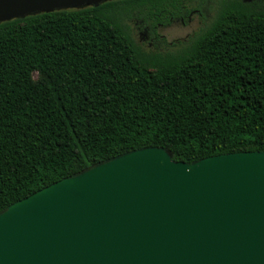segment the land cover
<instances>
[{"label": "trees", "instance_id": "1", "mask_svg": "<svg viewBox=\"0 0 264 264\" xmlns=\"http://www.w3.org/2000/svg\"><path fill=\"white\" fill-rule=\"evenodd\" d=\"M190 14L185 37L158 33ZM133 18L164 48L137 42ZM145 146L182 162L264 151V0H105L0 22V210Z\"/></svg>", "mask_w": 264, "mask_h": 264}, {"label": "water", "instance_id": "2", "mask_svg": "<svg viewBox=\"0 0 264 264\" xmlns=\"http://www.w3.org/2000/svg\"><path fill=\"white\" fill-rule=\"evenodd\" d=\"M105 0H0V22ZM0 264H264V151L114 155L0 210Z\"/></svg>", "mask_w": 264, "mask_h": 264}, {"label": "rangeland", "instance_id": "3", "mask_svg": "<svg viewBox=\"0 0 264 264\" xmlns=\"http://www.w3.org/2000/svg\"><path fill=\"white\" fill-rule=\"evenodd\" d=\"M200 20V17L197 15L190 14L186 18L173 19L169 25L159 27L157 31L166 42L173 41L175 39H181L194 31L199 26L201 22ZM142 23L143 22L140 19L133 18L131 20L137 42L141 43L146 49L149 50L163 49L164 43L159 38H155L149 34L148 29L143 27ZM30 77L32 81H36L40 75L36 71H32Z\"/></svg>", "mask_w": 264, "mask_h": 264}]
</instances>
